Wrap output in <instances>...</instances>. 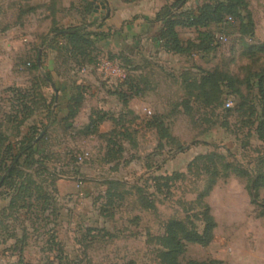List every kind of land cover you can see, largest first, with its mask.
<instances>
[{
    "label": "rangeland",
    "instance_id": "374dc122",
    "mask_svg": "<svg viewBox=\"0 0 264 264\" xmlns=\"http://www.w3.org/2000/svg\"><path fill=\"white\" fill-rule=\"evenodd\" d=\"M10 1L0 0V150L7 138L36 140L21 164L24 174L0 186V264H162L168 222L202 228L197 199L211 180L209 156H224L251 178L264 173L251 77L264 71V0H245L241 20L210 26L211 50L201 49L193 29L181 28L186 52L161 47L160 58L137 65L100 50L90 54L94 64L61 63L50 29L56 19L71 25L72 13L83 12L88 0H60L67 8L57 6L51 25L50 10L40 4L45 0ZM37 3L43 6L38 12L30 6ZM98 19L87 15L84 23L94 22V31ZM36 60L39 72L32 68ZM215 71L233 82L219 81L215 100L206 104L196 98L198 83ZM45 74L48 83L40 81ZM78 92L82 105L69 119L67 100ZM21 95L33 113L18 125ZM102 113L104 120L86 130ZM153 119L170 139H160V127L148 125ZM25 174L34 184L30 197L20 188ZM245 184L232 173L215 179L202 199L215 222L212 240L187 244L182 263L228 264L232 255H254L256 264H264L257 257H264V216ZM258 196L264 202V186Z\"/></svg>",
    "mask_w": 264,
    "mask_h": 264
},
{
    "label": "trees",
    "instance_id": "16d2710c",
    "mask_svg": "<svg viewBox=\"0 0 264 264\" xmlns=\"http://www.w3.org/2000/svg\"><path fill=\"white\" fill-rule=\"evenodd\" d=\"M188 1L189 0H174L171 4L164 5L156 13L153 21L161 25L156 36L157 41L160 42L162 47L166 50L175 54H183L186 52V49H184L179 39L177 28L193 29L197 33V38L202 44L201 49L204 51L211 50L213 48L214 39L212 33L209 31V27L226 23L228 19L241 20L239 10L245 4V0H202L200 5L195 9H187L185 5ZM92 9L93 2L87 1L81 13L83 22L80 25L66 28L53 26L50 29V35L53 36L51 40L59 45L57 54L63 65H68L70 63H75L76 65L78 63L81 65L95 63V59H93L90 54L92 51L99 50L98 44L106 34L91 31L89 28H91L94 22L89 24L84 23L85 16L89 15ZM59 40H63V43L60 44L58 42ZM32 68L39 72V63L37 60L32 65ZM40 76V81L45 83L49 82L50 79L47 74ZM251 77L255 80L256 95L259 103V113L256 119L254 134L257 140L264 145V71L254 73ZM137 79L139 80H136L137 83H145L142 77H137ZM219 81L230 83V86L233 82L232 78L225 74L216 71L209 73L206 77L201 78L198 83L196 98L200 97L204 100V103L211 104L215 100ZM191 83L194 84L193 81ZM50 86L52 85L50 84ZM247 86L249 87V80L247 81ZM135 89L138 91L137 94L141 93L137 86ZM235 92L238 93V90L235 89ZM119 95L122 99H127L126 95H123V92ZM25 96L21 95L18 98V101L21 103L20 112L23 114V117L17 122L18 125H22L25 119L33 113L29 105L22 104L23 99L25 100ZM54 99L55 98L52 97L50 102L54 103ZM82 101L83 97L81 92L70 94L66 104V117L69 119L76 117L82 105ZM49 116L52 117V122H54L55 117H53L54 115L51 111H49ZM13 118L17 119V116L14 115ZM104 118L105 113H102L97 120H91L86 130L89 131V128H96L95 125L102 122ZM148 125L151 127H160V139L171 138L165 128L161 129V123H159L157 119L149 121ZM4 138H1L3 139L1 144L4 142ZM34 140H36L35 137H28V135L21 137L19 140L7 138V142L0 150V186L24 174L21 169V164H25L29 161V154L34 147ZM106 155L109 161L113 159L110 151H108ZM208 159L210 163H213L211 169L212 173L210 174L211 180L208 181L206 187L198 195L197 199V205L201 210L200 221L202 228L198 231L195 228L188 227L187 223L175 220L168 222L165 237L163 238L165 251L160 257L162 264H221V262L217 260L197 261L189 259L184 263L179 260V258L184 255L187 244L207 246L212 240L215 222L209 212L208 206L202 199L208 195L219 174H224L226 176L232 173L240 178H245V189L252 203L260 207L258 215L264 216V202L260 201L258 196L259 189L264 186V173L258 172L254 178H251L246 170L233 162L227 161L222 155H211ZM215 159L219 163L218 166L215 165ZM20 184V188L22 192H24V195L30 197L31 192H29V188L34 184L28 174H25V178ZM262 202L263 205H261ZM146 208L150 209L152 206L147 205ZM126 264L133 263L128 262Z\"/></svg>",
    "mask_w": 264,
    "mask_h": 264
},
{
    "label": "crops",
    "instance_id": "0c3cea01",
    "mask_svg": "<svg viewBox=\"0 0 264 264\" xmlns=\"http://www.w3.org/2000/svg\"><path fill=\"white\" fill-rule=\"evenodd\" d=\"M8 1L11 2L10 0ZM18 1L22 4H29L31 0ZM88 1H92L94 5L89 17L99 18L97 29L94 31L106 34L98 44L100 51L120 53L121 56H128L135 65L143 64L146 59L152 60V58H160L163 55L162 46H160L156 38L161 25L153 21L156 13L164 5L171 4L174 0H100L106 4L104 9L97 1ZM201 2L202 0H189L185 8L195 9ZM43 3L46 4L45 10H50V13L48 12L47 14L50 17L49 24L51 25L56 21V27L63 25V21L61 22L60 19L55 20L53 15L58 10L57 6H61L63 9L67 8L65 3L63 2L61 5L60 0H45L40 4ZM38 4L30 6L36 8L35 11L38 12L43 9V6ZM55 6L56 9H54ZM94 9L96 11L93 13ZM81 13L77 11L74 14L72 13L71 25H63V28L80 25L83 22ZM107 13L108 16L106 17ZM180 29L177 28V32ZM249 256L247 258L232 255L228 264H256L257 258L254 255ZM257 257L264 258L263 255Z\"/></svg>",
    "mask_w": 264,
    "mask_h": 264
},
{
    "label": "water",
    "instance_id": "95a60500",
    "mask_svg": "<svg viewBox=\"0 0 264 264\" xmlns=\"http://www.w3.org/2000/svg\"><path fill=\"white\" fill-rule=\"evenodd\" d=\"M95 2L97 1L100 5H101V7H102V9H104L105 7H106V4L103 2V1H100V0H94ZM96 11V9H94L93 10V13ZM108 16V13L106 14V17ZM52 87H53V85H52ZM57 99V93H56V91H55V100Z\"/></svg>",
    "mask_w": 264,
    "mask_h": 264
},
{
    "label": "built area",
    "instance_id": "2783aa9c",
    "mask_svg": "<svg viewBox=\"0 0 264 264\" xmlns=\"http://www.w3.org/2000/svg\"><path fill=\"white\" fill-rule=\"evenodd\" d=\"M228 20H230V19H228ZM218 40L219 41H224L225 39H224V37H218Z\"/></svg>",
    "mask_w": 264,
    "mask_h": 264
}]
</instances>
